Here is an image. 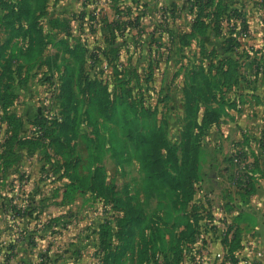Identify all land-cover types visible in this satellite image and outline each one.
Returning <instances> with one entry per match:
<instances>
[{"label":"rangeland","instance_id":"obj_1","mask_svg":"<svg viewBox=\"0 0 264 264\" xmlns=\"http://www.w3.org/2000/svg\"><path fill=\"white\" fill-rule=\"evenodd\" d=\"M135 43L130 49V31L111 29L41 40L44 113L28 119V133L39 139L34 148L49 147L46 156L69 167L79 224L81 216L92 229L103 224L105 244L92 238L103 258L111 264H196L209 252L206 233L220 213L201 197L195 201L202 159L213 151L231 172L250 171L255 153L264 149V116L241 114L264 87V64L251 65L246 56L264 61V46L236 54L234 68L218 62L196 72L190 51L174 60L166 52L159 62ZM82 48L80 66L71 51ZM233 107L237 113L226 114ZM230 129L237 138L223 147Z\"/></svg>","mask_w":264,"mask_h":264},{"label":"crops","instance_id":"obj_2","mask_svg":"<svg viewBox=\"0 0 264 264\" xmlns=\"http://www.w3.org/2000/svg\"><path fill=\"white\" fill-rule=\"evenodd\" d=\"M24 1L47 39L128 30L130 49L137 41L159 62L167 59L166 52L174 60L190 51L189 66L196 72L218 62L234 68L236 54L264 46V0ZM6 13L0 7V264H107L110 258L105 262L98 249L101 225L92 229L82 216V225L78 222L77 186L69 167L47 157L49 147L40 150L21 140L33 132L30 122L44 113L40 56L34 59L31 36L36 34L27 31L28 20L12 22ZM246 58L251 65L264 64L258 56ZM246 106L244 116H264V87L254 105L248 100ZM234 109L226 114L237 113ZM234 132L228 130L223 147L237 138ZM212 153L201 161L195 201L201 197L220 213L210 219L214 230L206 233L209 252L196 264H264V149L254 155L255 169L236 173L223 155Z\"/></svg>","mask_w":264,"mask_h":264},{"label":"trees","instance_id":"obj_3","mask_svg":"<svg viewBox=\"0 0 264 264\" xmlns=\"http://www.w3.org/2000/svg\"><path fill=\"white\" fill-rule=\"evenodd\" d=\"M0 7L3 10L4 9L7 10L6 17L11 19L12 22H13V20L21 19L23 17H25V19L28 20L27 31L29 29V31L32 33V35H33V33L36 34L35 36H31L32 45L34 47H36V53L35 52L33 53V55H35L34 59L37 58L38 56H40L39 51H40V47H41V40H45V36L40 34V30L38 28V22L34 19L31 20V16H30V13L27 11V5L25 4V1L24 0H0ZM128 24H130V21L127 22V25ZM231 40L232 39H230V41ZM71 52H72V54H75L76 57H74V59H76V61H78L79 65L80 66H81V64L83 65L85 62V57H84L85 49H83V48L81 50H79V49L74 50L73 49ZM64 95H65V92H64ZM64 95H62V96L65 97ZM54 119H57V117H55ZM13 120H14V122H16V124L21 125L19 120L15 121L14 118H13ZM37 121H38V119H37ZM37 139L38 138L35 139V137L34 138L30 137L29 139L24 140V138L21 137V140H23L24 142H30L31 147H33L32 143L34 142V140H37ZM56 141L57 140L52 139L50 143L54 144ZM34 143H36V142H34ZM50 143H49V145H50ZM34 147H36V146H34ZM55 149L59 150L57 147ZM192 180H194V179L191 178L190 182ZM101 227H103V224L100 226V229H101ZM100 239L102 240V244L104 245L105 244V234L102 230H100ZM99 254L102 255V252L100 251ZM106 256H109V254H107ZM107 259H108V257H105L104 261L106 262Z\"/></svg>","mask_w":264,"mask_h":264}]
</instances>
